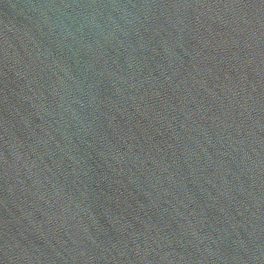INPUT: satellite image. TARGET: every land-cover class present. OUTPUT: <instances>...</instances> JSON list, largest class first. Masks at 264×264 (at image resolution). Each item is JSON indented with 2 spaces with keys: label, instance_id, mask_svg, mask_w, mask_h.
I'll return each mask as SVG.
<instances>
[{
  "label": "water",
  "instance_id": "obj_1",
  "mask_svg": "<svg viewBox=\"0 0 264 264\" xmlns=\"http://www.w3.org/2000/svg\"><path fill=\"white\" fill-rule=\"evenodd\" d=\"M0 264H264V0H0Z\"/></svg>",
  "mask_w": 264,
  "mask_h": 264
}]
</instances>
